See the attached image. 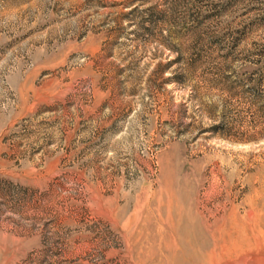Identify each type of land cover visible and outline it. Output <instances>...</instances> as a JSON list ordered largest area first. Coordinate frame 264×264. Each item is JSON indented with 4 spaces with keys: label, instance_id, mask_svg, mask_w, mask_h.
Wrapping results in <instances>:
<instances>
[{
    "label": "rangeland",
    "instance_id": "rangeland-1",
    "mask_svg": "<svg viewBox=\"0 0 264 264\" xmlns=\"http://www.w3.org/2000/svg\"><path fill=\"white\" fill-rule=\"evenodd\" d=\"M264 0H0V264H264Z\"/></svg>",
    "mask_w": 264,
    "mask_h": 264
},
{
    "label": "trees",
    "instance_id": "trees-1",
    "mask_svg": "<svg viewBox=\"0 0 264 264\" xmlns=\"http://www.w3.org/2000/svg\"><path fill=\"white\" fill-rule=\"evenodd\" d=\"M254 92H257L258 96L262 97L264 95V89L257 87L253 90Z\"/></svg>",
    "mask_w": 264,
    "mask_h": 264
}]
</instances>
